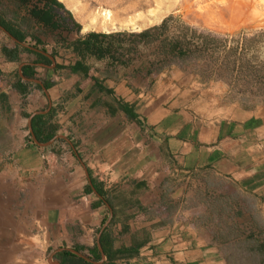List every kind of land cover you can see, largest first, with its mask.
I'll return each instance as SVG.
<instances>
[{
    "label": "crops",
    "instance_id": "crops-1",
    "mask_svg": "<svg viewBox=\"0 0 264 264\" xmlns=\"http://www.w3.org/2000/svg\"><path fill=\"white\" fill-rule=\"evenodd\" d=\"M56 2L0 0V264H236L264 240V108L75 48L102 32Z\"/></svg>",
    "mask_w": 264,
    "mask_h": 264
},
{
    "label": "rangeland",
    "instance_id": "rangeland-1",
    "mask_svg": "<svg viewBox=\"0 0 264 264\" xmlns=\"http://www.w3.org/2000/svg\"><path fill=\"white\" fill-rule=\"evenodd\" d=\"M61 1L72 11L70 2L76 3L81 12L73 11V14L80 22L83 20V27L86 17L99 8L111 10L115 22L125 26L108 33L102 32L104 34L140 32L171 18L166 30L168 35H177L183 27H188L198 34L216 38L217 49L213 53L208 52L204 60L174 64L171 67L179 68L201 82L224 83L231 101L245 107L264 108V0ZM244 42L249 45V49L243 50ZM233 47L237 49L226 58L225 51ZM150 50L152 48L147 52ZM129 57L134 58L131 54ZM224 60L230 62V69L221 71L220 75L213 73L211 68H217ZM6 142L7 136L0 131V153H3ZM231 252L237 259L236 264H264L257 254L253 255L248 250V243L238 233L236 246Z\"/></svg>",
    "mask_w": 264,
    "mask_h": 264
},
{
    "label": "trees",
    "instance_id": "trees-1",
    "mask_svg": "<svg viewBox=\"0 0 264 264\" xmlns=\"http://www.w3.org/2000/svg\"><path fill=\"white\" fill-rule=\"evenodd\" d=\"M51 1L63 8V5L57 3L56 0ZM38 15L46 18L50 13L40 12ZM170 19L167 18L160 25L135 33L104 34L92 32L87 34L84 40H77L75 48L83 50L98 59L108 58L110 65L126 66L136 60L141 67H144L150 73L169 69L174 64L193 60L202 61L208 52L212 51L213 53L217 49L218 41L216 38L206 34H198L188 27H183L177 35L166 34ZM150 48L152 50L147 52ZM246 48L249 49V45L244 42L243 50ZM236 49L237 47H233L226 50V58ZM130 54L134 58L129 57ZM230 67V62L224 60L217 68L212 67L211 71L220 75L221 71L229 70ZM244 240L248 243V250L253 255L257 254L260 261H264V240L260 241L259 239L247 237ZM103 243L104 240L101 239L104 248ZM104 250L107 253L106 247ZM64 255L68 258L63 264H93L70 253H64ZM129 255L131 256L132 253H129ZM108 259L112 260L110 254H108Z\"/></svg>",
    "mask_w": 264,
    "mask_h": 264
},
{
    "label": "bare ground",
    "instance_id": "bare-ground-1",
    "mask_svg": "<svg viewBox=\"0 0 264 264\" xmlns=\"http://www.w3.org/2000/svg\"><path fill=\"white\" fill-rule=\"evenodd\" d=\"M70 4L75 13L81 12L78 9L76 3L71 1ZM116 22H115L114 15L111 10L105 9V8H99L96 12H93L88 17H86L84 21V29L108 33L110 31H113L115 29H120L123 26H125V25L117 24ZM132 29H134L133 26H132Z\"/></svg>",
    "mask_w": 264,
    "mask_h": 264
}]
</instances>
